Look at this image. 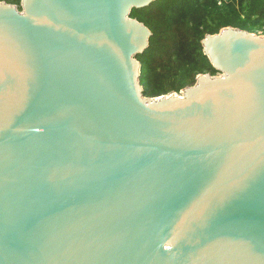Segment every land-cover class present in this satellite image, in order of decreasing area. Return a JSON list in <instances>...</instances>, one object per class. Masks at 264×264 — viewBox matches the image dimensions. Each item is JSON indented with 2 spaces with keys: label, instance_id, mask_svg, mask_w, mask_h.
Returning a JSON list of instances; mask_svg holds the SVG:
<instances>
[{
  "label": "water",
  "instance_id": "water-1",
  "mask_svg": "<svg viewBox=\"0 0 264 264\" xmlns=\"http://www.w3.org/2000/svg\"><path fill=\"white\" fill-rule=\"evenodd\" d=\"M157 0H0V264H264V34L149 97Z\"/></svg>",
  "mask_w": 264,
  "mask_h": 264
},
{
  "label": "trees",
  "instance_id": "trees-1",
  "mask_svg": "<svg viewBox=\"0 0 264 264\" xmlns=\"http://www.w3.org/2000/svg\"><path fill=\"white\" fill-rule=\"evenodd\" d=\"M20 5L21 0H6ZM132 17L153 32L138 56L146 96L180 92L199 74L217 71L203 51L207 34L232 26L264 34V0H157L133 9Z\"/></svg>",
  "mask_w": 264,
  "mask_h": 264
}]
</instances>
